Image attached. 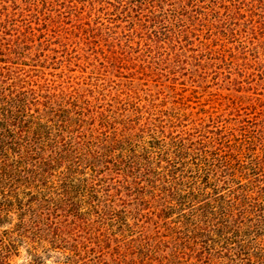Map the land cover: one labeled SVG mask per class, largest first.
<instances>
[{
    "label": "rangeland",
    "instance_id": "1",
    "mask_svg": "<svg viewBox=\"0 0 264 264\" xmlns=\"http://www.w3.org/2000/svg\"><path fill=\"white\" fill-rule=\"evenodd\" d=\"M22 103L70 157L0 163V264H232L161 167L264 199V0H0V105Z\"/></svg>",
    "mask_w": 264,
    "mask_h": 264
},
{
    "label": "trees",
    "instance_id": "2",
    "mask_svg": "<svg viewBox=\"0 0 264 264\" xmlns=\"http://www.w3.org/2000/svg\"><path fill=\"white\" fill-rule=\"evenodd\" d=\"M29 111L27 103L8 104L7 107L0 105V163L11 169L24 168L22 164L50 166L51 169L69 161L70 156L66 157L56 151L61 143L58 135L55 136L56 139L50 138L52 129L42 123L43 118L30 121ZM31 133L42 134L31 136ZM42 141L48 146L47 158L42 153L46 150L41 144ZM50 142L54 146L52 143L49 145ZM72 147L73 145L70 150ZM51 148L54 149L50 153ZM69 152L71 151L67 150ZM137 154L133 152L124 156L123 167L130 168L131 162L137 166L135 159L140 158ZM97 156L103 158L100 153ZM159 161L166 162L163 159ZM178 164L169 160L161 169L165 172L163 175L167 176L168 181L165 183L170 186L171 194L175 198L169 204L183 209L182 219L192 227L191 234L194 236L189 237V241L196 240L198 234H207L211 236L207 249L220 254L225 251L232 264H264V199L253 198L249 194L238 195L234 190H229L226 194L219 193L218 186L209 187V179L204 181L200 176L175 174ZM141 167L144 170L151 166ZM46 207L43 205V210ZM59 208L61 209L56 206L55 210Z\"/></svg>",
    "mask_w": 264,
    "mask_h": 264
}]
</instances>
